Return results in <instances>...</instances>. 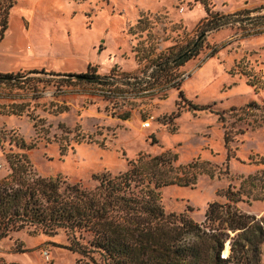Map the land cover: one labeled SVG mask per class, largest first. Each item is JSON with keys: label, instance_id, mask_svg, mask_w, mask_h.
I'll use <instances>...</instances> for the list:
<instances>
[{"label": "rangeland", "instance_id": "rangeland-1", "mask_svg": "<svg viewBox=\"0 0 264 264\" xmlns=\"http://www.w3.org/2000/svg\"><path fill=\"white\" fill-rule=\"evenodd\" d=\"M206 1L220 13L264 4ZM257 14L264 9L251 16ZM206 15L201 0H0V44L10 39L20 49L12 71L19 74L11 80H24L0 83V180L10 172L6 156L12 152L27 153L39 175H61L91 187L96 173L118 174L140 154L169 151L176 154V165L203 163L209 174H198L193 184L163 187L159 199L166 212H184L202 222L210 203L227 202L229 187L261 193L264 126L249 127L226 145L222 121L212 110L264 99V32L246 35L228 25L210 30L199 52L176 68L177 78L162 75L158 86L124 92V98L104 93L107 85L64 80V73L89 68L100 75L148 70L199 40ZM214 45L219 50L208 56ZM26 57L41 58L37 68L44 73L21 76L29 70ZM32 76L43 80H25ZM111 86L129 88L121 79ZM249 175L255 177L246 180ZM236 207L261 214L264 199ZM69 242L62 230L53 235L15 231L0 240V263L94 264L67 248ZM18 245L25 250L17 251ZM224 248L229 252L228 241Z\"/></svg>", "mask_w": 264, "mask_h": 264}, {"label": "trees", "instance_id": "trees-1", "mask_svg": "<svg viewBox=\"0 0 264 264\" xmlns=\"http://www.w3.org/2000/svg\"><path fill=\"white\" fill-rule=\"evenodd\" d=\"M201 2L207 15L199 25V33L203 34L199 40H193L148 70L118 74L111 71L100 75L96 69L89 68L76 80L112 85L121 79L129 88H115L117 92L145 90L161 84L162 75L168 81L177 78L176 68L199 52L210 30L228 25L236 26L246 35L264 32V14L251 16L264 9V4L220 13L211 10L206 0ZM12 4L5 6V10ZM218 50L214 45L208 56ZM39 72L44 70H28L21 76ZM18 74L0 72V83L24 81L11 80ZM150 78L154 79L150 81ZM25 80L43 79L32 76ZM249 81L251 85L256 84L253 78ZM212 112L222 121L226 145L245 129L264 126V99L250 101L245 106H231L227 111ZM227 114H231L230 120L226 118ZM238 123L243 126H235ZM19 146L25 148L26 144L21 140ZM6 159L10 172L0 180V240L21 230L48 235L62 230L70 239L67 248L94 264H262L264 212H244L236 204L263 200L264 188L261 193L251 195L241 191V187L236 191L229 187L225 193L227 202L210 203L204 220L198 222L184 212H166L159 193L166 186L193 184L198 174H209V170L198 162L176 165L177 156L169 151L155 156L140 154L118 174L96 173L93 176L96 183L91 187L71 183L61 175H39L25 152L9 153ZM259 173L264 176V169ZM254 177L249 175L246 180ZM227 241L229 252L224 248ZM16 249L25 250L20 245ZM223 251L228 253L223 255Z\"/></svg>", "mask_w": 264, "mask_h": 264}, {"label": "crops", "instance_id": "crops-1", "mask_svg": "<svg viewBox=\"0 0 264 264\" xmlns=\"http://www.w3.org/2000/svg\"><path fill=\"white\" fill-rule=\"evenodd\" d=\"M258 1H264V0H258ZM19 51L20 49L13 46L10 39H6L5 41L3 40V42L0 44V71H4V72L1 73H12L13 69H16L18 67V63L20 61L18 56V53H20ZM25 52L27 56H30L31 49L29 50L27 48ZM26 58H28L29 59L28 61H30L29 64L27 65V69L29 70L38 69L37 67L43 62L42 59L38 57H31V58L26 57ZM80 65H82L81 66L82 68H84L85 66L84 63Z\"/></svg>", "mask_w": 264, "mask_h": 264}, {"label": "built area", "instance_id": "built-area-1", "mask_svg": "<svg viewBox=\"0 0 264 264\" xmlns=\"http://www.w3.org/2000/svg\"><path fill=\"white\" fill-rule=\"evenodd\" d=\"M116 82H117V81H115L114 83H116ZM107 87H109V88H106L105 90H103L104 93H108V94H112V93H114V94H116V97H119V98H122V97H123L124 92L121 93V92H117V91H115V87L112 88L111 85H107ZM123 98H124V97H123ZM145 125H146V126H149V125H150V122L147 121Z\"/></svg>", "mask_w": 264, "mask_h": 264}, {"label": "water", "instance_id": "water-1", "mask_svg": "<svg viewBox=\"0 0 264 264\" xmlns=\"http://www.w3.org/2000/svg\"><path fill=\"white\" fill-rule=\"evenodd\" d=\"M39 73H41V72H39ZM42 73H44V72H42ZM28 74H30V73H28ZM33 74H36V73H33ZM63 75H64V77H67V78H79V77H82L80 74H75V73H72V74H63ZM14 78H17V77H13L12 79H14Z\"/></svg>", "mask_w": 264, "mask_h": 264}]
</instances>
